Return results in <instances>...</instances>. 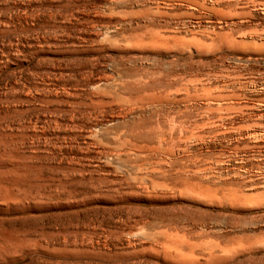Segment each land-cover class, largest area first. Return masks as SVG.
<instances>
[{"label":"rangeland","instance_id":"374dc122","mask_svg":"<svg viewBox=\"0 0 264 264\" xmlns=\"http://www.w3.org/2000/svg\"><path fill=\"white\" fill-rule=\"evenodd\" d=\"M0 24V264H264V0Z\"/></svg>","mask_w":264,"mask_h":264},{"label":"bare ground","instance_id":"6f19581e","mask_svg":"<svg viewBox=\"0 0 264 264\" xmlns=\"http://www.w3.org/2000/svg\"><path fill=\"white\" fill-rule=\"evenodd\" d=\"M0 26H1V24H0ZM6 87H7V86H6ZM13 87H15V86H13ZM13 90H14V89H13ZM15 90H16V89H15ZM35 93H36V92H35ZM1 94H2V93H1ZM21 94H22V93H21ZM20 97H21V96H20ZM1 100H2V99H1ZM8 100H9V99H8ZM12 107H13V106H12ZM15 115H16V114H15ZM15 115H14V116H15ZM45 117H46V116H45ZM3 122H4V121H3ZM22 123H23V122H22ZM50 125H51V124H50ZM35 127H36V126H35ZM18 128H19V127H18ZM26 128H27V127H26ZM33 128H34V127H33ZM15 129H16V128H15ZM22 131H24V130H22ZM3 132H4V131H3ZM3 132H2V133H3ZM26 132H27V131H26ZM4 134H5V133H4ZM4 134H3V136H4ZM42 134H43V133H42ZM9 135H10V134H9ZM13 135H15V134H13ZM3 136H2V137H3ZM44 136H45V135H44ZM17 137H18V136H17ZM11 138H12V137H11ZM25 139H26V138H25ZM0 140H1V139H0ZM17 140H18V139H17ZM10 142H11V141H10ZM25 142H26V141H25ZM27 142H28V141H27ZM31 144H32V143H31ZM17 147H18V146H17ZM56 147H57V146H56ZM8 150H10V149H8ZM13 153H14V151H13ZM40 153H41V152H40ZM0 155H1V154H0ZM11 155H12V154H11ZM1 156H2V155H1ZM24 157H25V156H24ZM27 157H28V156H27ZM14 160H15V159H14ZM37 161H38V160H37ZM41 162H42V161H41ZM27 163H28V162H27ZM40 165H41V164H40ZM10 172H11V171H10ZM8 173H9V172H8ZM14 173H15V172H14ZM29 173H30V172H29ZM38 173H39V172H38ZM11 175H12V174H11ZM18 175H19V174H18ZM21 175H22V174H21ZM30 175H31V174H30ZM25 176H26V174H25ZM6 177H7V176H6ZM42 177H43V176H42ZM24 178H25V177H24ZM26 178H27V177H26ZM22 179H23V178H22ZM34 179H35V178H34ZM25 180H26V179H25ZM19 181H20V180H19ZM8 182H9V181H8ZM10 182H11V181H10ZM15 182H16V181H15ZM29 184H30V183H29ZM1 185H2V184H1V181H0V206H1V205H6L5 203H6V201H7L6 198H5L7 195L5 196V195L3 194L4 188H5L6 186L4 187V186L2 185V186H3V187H2ZM33 185H34V184H33ZM17 186H18V185H17ZM20 186H22V185H20ZM31 188H32V187H31ZM19 189H20V188H19ZM22 190H23V189H22ZM22 190H21V191H22ZM30 190H31V189H30ZM26 191H27V190H26ZM15 193H17V192H15ZM23 193H24V191H23ZM28 193H29V192H28ZM28 193H27V194H28ZM11 194H12V193H11ZM12 195H14V194H12ZM28 195H29V194H28ZM14 196H15V195H14ZM15 197H16V196H15ZM7 198H9V197H7ZM10 199H12V197H11ZM13 200H14V198H13ZM14 201H15V200H14ZM9 202H13V201H12V200H9ZM2 238H3V237H0V240H2ZM17 241H18V240H17ZM17 247H18V246H17ZM4 254H5V253H4Z\"/></svg>","mask_w":264,"mask_h":264}]
</instances>
